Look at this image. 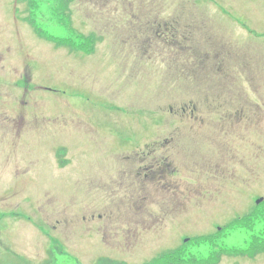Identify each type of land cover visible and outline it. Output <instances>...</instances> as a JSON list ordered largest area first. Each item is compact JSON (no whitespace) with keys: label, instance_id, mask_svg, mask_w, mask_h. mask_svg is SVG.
Returning <instances> with one entry per match:
<instances>
[{"label":"rangeland","instance_id":"374dc122","mask_svg":"<svg viewBox=\"0 0 264 264\" xmlns=\"http://www.w3.org/2000/svg\"><path fill=\"white\" fill-rule=\"evenodd\" d=\"M72 9L0 0V264L139 263L187 239L199 248L198 234L264 197V0ZM193 53L205 75L180 76ZM242 105L243 120L221 124ZM144 159L172 187L157 189ZM250 238L262 240L240 229L232 244Z\"/></svg>","mask_w":264,"mask_h":264},{"label":"flooded vegetation","instance_id":"af4514ba","mask_svg":"<svg viewBox=\"0 0 264 264\" xmlns=\"http://www.w3.org/2000/svg\"><path fill=\"white\" fill-rule=\"evenodd\" d=\"M4 82L6 81H0V84H3ZM223 115L225 118L220 119H223L221 124H224L226 122L235 124V122L230 119L229 115H231V113H228V110H226ZM66 148L70 149L69 146H66L65 148H60L58 150V160L61 167H64L70 163V159H67L70 152ZM143 161L147 162L143 164L145 172H149L151 175H166V171H164L165 169L158 167L153 160L148 162L144 159ZM166 167L169 168V166ZM255 173H257V171H255ZM259 198L264 197L252 196L250 199V204L244 213L234 215L229 220L221 224H217V226H215V231H210L204 234V236H207L209 240L213 241L212 248L174 250L172 254H170L172 250L166 249L152 255L151 264H178L174 263L173 257L176 258L175 260L186 262L181 264H263L264 249L253 248L254 244L249 243V241H251V238L246 239L244 244L239 246H233L232 244V239L237 233H239L236 231L238 224L239 226L245 227L248 224H257L259 222H264V201H259ZM236 222H238V224H236ZM250 232L252 235H257L260 239H262L259 243L263 244V230H257L256 228H253ZM220 241L224 243H221ZM102 257L105 260H109L117 264H145L140 262L132 263L128 259H120L110 255H105Z\"/></svg>","mask_w":264,"mask_h":264},{"label":"trees","instance_id":"16d2710c","mask_svg":"<svg viewBox=\"0 0 264 264\" xmlns=\"http://www.w3.org/2000/svg\"><path fill=\"white\" fill-rule=\"evenodd\" d=\"M243 115H244L243 110L242 109H238L237 112H235L233 114L231 113V115H229V117L234 122H240L241 119H243ZM99 264H117V263L111 262L109 260H101Z\"/></svg>","mask_w":264,"mask_h":264}]
</instances>
